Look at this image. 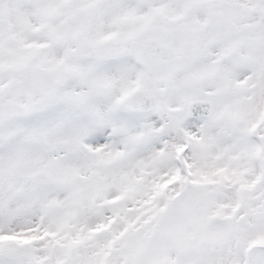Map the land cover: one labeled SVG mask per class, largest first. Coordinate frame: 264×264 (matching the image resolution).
Wrapping results in <instances>:
<instances>
[{"label": "snow or ice", "instance_id": "obj_1", "mask_svg": "<svg viewBox=\"0 0 264 264\" xmlns=\"http://www.w3.org/2000/svg\"><path fill=\"white\" fill-rule=\"evenodd\" d=\"M0 264H264V0H0Z\"/></svg>", "mask_w": 264, "mask_h": 264}]
</instances>
